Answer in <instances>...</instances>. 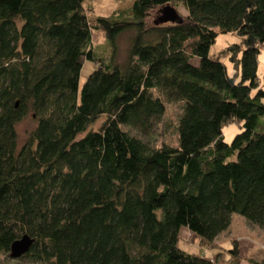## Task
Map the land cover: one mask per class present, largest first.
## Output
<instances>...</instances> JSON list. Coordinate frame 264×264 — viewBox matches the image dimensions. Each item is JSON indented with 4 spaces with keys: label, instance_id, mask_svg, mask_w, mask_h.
I'll return each mask as SVG.
<instances>
[{
    "label": "trees",
    "instance_id": "1",
    "mask_svg": "<svg viewBox=\"0 0 264 264\" xmlns=\"http://www.w3.org/2000/svg\"><path fill=\"white\" fill-rule=\"evenodd\" d=\"M85 1L0 0V255L213 264L178 246L181 228L205 242L233 214L264 228V84L256 73L264 0H133L93 26ZM171 3L185 9L180 22L147 23ZM92 29L110 47L105 62L90 46ZM124 31L132 33L127 59L111 65ZM218 32L241 40L222 50L231 75L208 52ZM169 102L181 103L175 146L154 147L122 129L148 133ZM27 114L35 124L18 144L16 125ZM230 121L241 130L225 143ZM23 235L32 239L28 251L10 258ZM226 252L237 264V244Z\"/></svg>",
    "mask_w": 264,
    "mask_h": 264
},
{
    "label": "rangeland",
    "instance_id": "2",
    "mask_svg": "<svg viewBox=\"0 0 264 264\" xmlns=\"http://www.w3.org/2000/svg\"><path fill=\"white\" fill-rule=\"evenodd\" d=\"M133 0H87L83 3V13L85 14L87 21L91 26L95 25V20L99 17H110L116 16L122 11L127 10ZM173 9L176 11V14H178L181 17L185 16V9L182 8L180 3H171L170 4ZM160 14V11L154 10L151 11L148 17L145 19L149 25H152V22L156 16ZM91 38H90V46L94 49L96 54L98 56L103 57V62L108 60V53L110 51V47L105 41L104 34L101 30H91L90 32ZM132 33L130 31H124L119 36L116 37L114 45L115 51L113 53V58L111 60V65L115 64L118 66H123L125 63L127 56V50L129 47V40ZM241 40L239 37L233 32H222L217 33V35L214 37L213 42L209 46L208 52L211 57H217L221 63H224L226 66L227 74L231 75L232 72V66L227 60V55L222 52V50L234 43H238L240 45ZM259 54L257 56V69L256 73L258 76L259 84L263 86V75H264V44H261L259 46ZM192 61V60H191ZM195 62V61H193ZM95 64V63H94ZM92 62H84L81 66V71L79 75V82H78V90L80 86L84 83L85 77L90 73V71L93 69L92 66H94ZM153 94H155L153 92ZM181 103L180 102H169L165 103L164 107V113L159 119V122L154 125L146 134H143L139 132L138 130H135L130 127H122L124 131H127L129 134H132L134 136H138L141 140H143L146 144L154 146V147H160L162 144H166L169 146H175L176 143V136L177 133L175 132V125H176V119L178 115L180 114ZM104 116L98 118L95 122L92 123V125L89 127V129H97L103 121ZM35 122L33 120V117L30 116V114H27L25 119L18 123L16 125L17 128V139L18 144H21L25 137L26 133L31 130L34 126ZM263 129V128H262ZM222 139L225 143L230 142V139L237 134L241 130V122H235L230 121L226 123V125L222 126ZM237 215L231 216V227L229 228V234L231 235L233 233L234 236L241 238L245 235H248L251 231H255L260 228H256L255 226H250L246 223V221H243L244 218L239 217ZM249 229V230H248ZM261 230V229H260ZM179 238L177 241L178 246L183 249L184 251H188L191 253L195 252H205L206 250H202L204 247H215L216 245H219L221 248L222 246L226 245V240L229 239L228 233H220L217 235V237L213 238L209 242H205L199 238L194 237L191 232H188L187 230H183L181 228L179 230ZM259 232V231H255ZM192 239V240H191ZM198 240V242L196 240ZM263 240V237L261 238ZM191 240V241H190ZM264 242V240H263ZM193 243L195 245H193ZM233 243H236V241H233ZM222 246H221V245ZM227 246V245H226ZM232 246V244L230 245ZM229 246V247H230ZM231 248V247H230ZM229 249V248H228ZM224 253H226L227 257H229V254L226 252V249L223 250ZM214 258H211L209 261L214 262L213 264H221L222 256L219 255L217 262L213 260ZM0 261L4 262L5 264H40V263H34L30 262L27 259H20L18 261H13L8 258L2 257L0 255Z\"/></svg>",
    "mask_w": 264,
    "mask_h": 264
},
{
    "label": "crops",
    "instance_id": "3",
    "mask_svg": "<svg viewBox=\"0 0 264 264\" xmlns=\"http://www.w3.org/2000/svg\"><path fill=\"white\" fill-rule=\"evenodd\" d=\"M237 218H239V217H237ZM243 221H245V220H243ZM231 223H232V220H231ZM230 227H231V224L226 229V231L221 232V233L226 232V233H228L227 235H229V239L226 240L227 246L226 245L222 246L220 244L222 246V248H221L219 245H216L215 247L214 246L210 247V245H209L207 248L204 247L202 249L203 251L206 250L204 253L203 252H198V253L193 252V253L197 254V255L198 254L203 255L208 260H210L211 258H214L213 260L216 262L218 260L219 255H220V256H222L221 264H228V262L226 261L228 257L226 255V253H224L223 250L226 249V251H227V249L231 247L230 245L233 243V241H236L237 252H238L237 264H251V263L260 264V263H264V242H263V240H264V228H262L261 230L260 229L255 230V231H259V232L251 231L248 229L250 232L248 235H245L244 237L238 238V237L234 236L233 233L231 235L229 234V230H230L229 228ZM183 230L185 231V229H183ZM262 237H263V240L261 239ZM196 241L198 242V240H196ZM193 245H195V244L193 243Z\"/></svg>",
    "mask_w": 264,
    "mask_h": 264
},
{
    "label": "water",
    "instance_id": "4",
    "mask_svg": "<svg viewBox=\"0 0 264 264\" xmlns=\"http://www.w3.org/2000/svg\"><path fill=\"white\" fill-rule=\"evenodd\" d=\"M157 23H166V21L177 23L180 22V17L176 14V11L169 5H165L160 9V14L157 16L155 20ZM32 243V239H29L27 236L23 235L12 242L9 246V257L10 258H18L20 255L28 251L30 244Z\"/></svg>",
    "mask_w": 264,
    "mask_h": 264
}]
</instances>
